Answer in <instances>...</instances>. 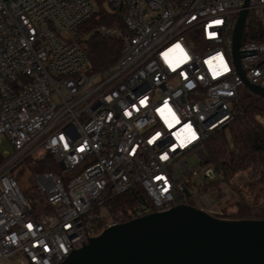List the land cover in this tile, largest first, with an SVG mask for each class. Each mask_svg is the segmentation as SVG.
<instances>
[{
    "label": "built area",
    "instance_id": "2783aa9c",
    "mask_svg": "<svg viewBox=\"0 0 264 264\" xmlns=\"http://www.w3.org/2000/svg\"><path fill=\"white\" fill-rule=\"evenodd\" d=\"M104 1L122 26L96 31L122 48L94 72L80 30ZM244 9L241 67L264 87V0H0V140L12 145L0 151V264L63 262L129 220L106 202L136 185L150 200L137 216L180 204L226 215L214 207L237 192L221 181L215 198L207 184L219 173L207 165L199 183L188 157L205 162V142L238 109L232 41ZM47 156L58 170L32 169ZM28 171L37 207L19 181Z\"/></svg>",
    "mask_w": 264,
    "mask_h": 264
},
{
    "label": "water",
    "instance_id": "95a60500",
    "mask_svg": "<svg viewBox=\"0 0 264 264\" xmlns=\"http://www.w3.org/2000/svg\"><path fill=\"white\" fill-rule=\"evenodd\" d=\"M247 15L241 11L233 30L234 60L245 86L264 98L240 63ZM59 264H264V218H223L180 204L110 226Z\"/></svg>",
    "mask_w": 264,
    "mask_h": 264
},
{
    "label": "trees",
    "instance_id": "16d2710c",
    "mask_svg": "<svg viewBox=\"0 0 264 264\" xmlns=\"http://www.w3.org/2000/svg\"><path fill=\"white\" fill-rule=\"evenodd\" d=\"M100 23L122 26L121 16L118 13L109 12L95 13L84 22L80 30L82 35L80 45L88 57V70L94 72L111 66L120 56L122 48V41L119 38L105 37L96 31ZM247 100L248 95L243 96L240 92L238 109L226 126L231 132L232 146H227L224 137L225 129L212 134L205 142L207 152L205 163L213 166L219 173V178L211 181L207 187L212 189L213 196L217 199L223 195L219 187L221 181H225L231 189L237 192L239 198L234 204L236 211L223 217L262 219L264 218V126L257 121L255 114L264 112V105L259 103V101H264V98L259 97L249 103ZM32 169L35 171L58 170L50 156L37 161ZM245 172L250 180L261 187L262 201H254L253 192L248 191L247 185L239 183L238 175ZM23 191L35 207L43 202V198L34 188ZM140 202L150 204L146 192L141 186L136 185L110 198L106 202V207L111 213L121 212L127 216V219H132L137 216L134 211Z\"/></svg>",
    "mask_w": 264,
    "mask_h": 264
},
{
    "label": "rangeland",
    "instance_id": "374dc122",
    "mask_svg": "<svg viewBox=\"0 0 264 264\" xmlns=\"http://www.w3.org/2000/svg\"><path fill=\"white\" fill-rule=\"evenodd\" d=\"M95 8H96L97 13H101V14L112 11L110 9V7L108 6L106 1L95 2ZM240 92L243 96L248 95L247 103H249L250 101L257 100L260 97L259 95L251 92L246 86H243L241 88ZM259 103L264 105V101H259ZM257 116L263 117L264 112H257L255 114L257 121H259ZM259 122L264 126V124L261 121H259ZM224 137H225L227 146L231 147L233 142H232L231 132H230V129L228 127L225 128V130H224ZM204 146H205V144H204ZM205 149H206V146H205ZM11 150H12V145L9 142V140H7V138L5 136H1L0 151L5 152V151H11ZM188 163L194 169H196L197 167H200V171L198 174H196L195 179H197V181L199 183L204 182V178L201 175V173H202L201 169L203 167L207 166V164L203 161V159L200 156L193 154V155L188 157ZM31 173L32 172L28 171V173H26V175H21V177L19 179L23 190H33V188L36 190L35 186L33 185L32 180L30 179ZM238 178H239V183L241 185H247L248 191L253 192L252 199L254 201H262L263 200V194H262L261 187L259 185H257L254 181L250 180L246 172L239 174ZM235 198L238 200L239 197L236 196ZM233 201H234V199H233ZM234 204L235 203L234 202L232 203V200H228V201L224 200L222 202H219V204L214 208L221 210L226 215H230L231 212L236 211ZM104 212H105V214L107 213V211H104Z\"/></svg>",
    "mask_w": 264,
    "mask_h": 264
},
{
    "label": "snow or ice",
    "instance_id": "6c2138e0",
    "mask_svg": "<svg viewBox=\"0 0 264 264\" xmlns=\"http://www.w3.org/2000/svg\"><path fill=\"white\" fill-rule=\"evenodd\" d=\"M217 23H219V22H217ZM176 48H180V45H176ZM181 51H182V49H181ZM225 70H227V69L225 68ZM193 138H195L194 134H193Z\"/></svg>",
    "mask_w": 264,
    "mask_h": 264
}]
</instances>
